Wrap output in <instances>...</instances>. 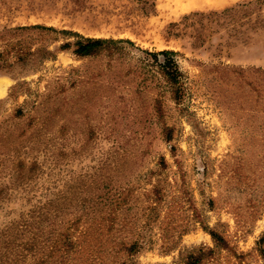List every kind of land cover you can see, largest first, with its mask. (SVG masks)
<instances>
[{
    "label": "rangeland",
    "instance_id": "rangeland-1",
    "mask_svg": "<svg viewBox=\"0 0 264 264\" xmlns=\"http://www.w3.org/2000/svg\"><path fill=\"white\" fill-rule=\"evenodd\" d=\"M248 1L0 0V264H264ZM80 36L131 42L82 56ZM164 49L177 98L145 52ZM63 229L74 245L53 243Z\"/></svg>",
    "mask_w": 264,
    "mask_h": 264
},
{
    "label": "trees",
    "instance_id": "trees-1",
    "mask_svg": "<svg viewBox=\"0 0 264 264\" xmlns=\"http://www.w3.org/2000/svg\"><path fill=\"white\" fill-rule=\"evenodd\" d=\"M260 1L264 0H250L245 3H241L239 7H246L247 5L251 3H257ZM230 9V8H229ZM229 9H225L229 10ZM37 26H40L43 29L53 31L55 30L53 27H47V26H42V25H33L31 26L32 28H35ZM67 32V31H64ZM122 41H129L128 39H114V38H92V37H82L80 36V39L78 41H75L74 43V53L77 55H91L99 52L101 49L105 48L107 45H116ZM70 43H65L62 45V48H67ZM147 55L152 59L155 65L160 69V72L163 74L165 77L166 81L170 84L172 88V94L175 98L179 97L181 93V72L179 70V66L177 63V60L175 58L176 52L173 50L169 49H164L159 52H151L145 50ZM23 215V214H22ZM33 216V215H31ZM24 217V216H23ZM24 226H26L27 221L26 219H23ZM212 238L214 241L222 246L226 247V242L225 240L219 236L216 232L214 231H209ZM56 239L53 243H61L62 245L65 246H72L74 245L72 233L68 229H63L58 232L57 235H55ZM264 240V237L261 239V241ZM262 249V248H261ZM263 250V249H262Z\"/></svg>",
    "mask_w": 264,
    "mask_h": 264
},
{
    "label": "bare ground",
    "instance_id": "bare-ground-1",
    "mask_svg": "<svg viewBox=\"0 0 264 264\" xmlns=\"http://www.w3.org/2000/svg\"><path fill=\"white\" fill-rule=\"evenodd\" d=\"M199 3V2H198ZM1 91V90H0ZM3 91V90H2Z\"/></svg>",
    "mask_w": 264,
    "mask_h": 264
}]
</instances>
